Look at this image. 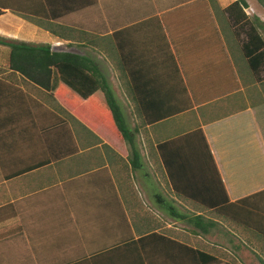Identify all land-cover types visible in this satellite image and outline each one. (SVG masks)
<instances>
[{"label":"crops","instance_id":"crops-1","mask_svg":"<svg viewBox=\"0 0 264 264\" xmlns=\"http://www.w3.org/2000/svg\"><path fill=\"white\" fill-rule=\"evenodd\" d=\"M65 2L58 0L57 4ZM219 2L216 0L224 19L220 12L231 2ZM93 3L95 12L91 22H97L103 32L104 28L142 19L140 6L146 0H96ZM256 3L262 8L257 0ZM158 15L173 52L182 58L186 69L183 76L194 107L152 126H141L139 119L129 123L131 127L140 126L136 144L145 167L148 163L153 173L143 175L132 171L124 147L85 129V138L75 136L79 152L74 157L5 180L1 167H9L7 172H11L12 167L27 164L29 154H19L24 149L14 148L12 143L9 147L0 145V208L11 205L0 211L5 212L6 219L0 218V264H98L100 249L128 240L131 233L134 239L163 233L230 264H264V238L254 232L236 225L239 230L235 234L224 230L215 235H197L190 226L185 227L171 218L164 219L163 210L156 202L157 195H168L172 202H180L167 188L156 145L198 126L205 134L231 201L264 189V81L254 80L239 55L236 57L230 51L217 14L212 13L211 0H192ZM16 16L22 23L31 21L44 27L45 32L37 30L41 34L38 37L48 34L54 42L63 41L65 46L74 44L109 53L110 32L81 34L77 27L44 24L39 19L21 17L9 10H3L0 20ZM74 19L80 20L81 16L76 15ZM22 23L16 24L15 31L0 23V36L18 40L16 35ZM213 28L223 39L224 50L212 41V36L217 34ZM34 31L31 34H36ZM73 34L79 36L80 42L71 40ZM0 51L5 54L6 46L0 45ZM4 66L0 58V69ZM179 66L183 68L180 63ZM261 75L264 79V72ZM13 80L35 96L34 85L18 77ZM50 107L61 113L56 104ZM63 115L67 114L63 112ZM30 123L29 116L14 126L8 123L3 126L0 122V134L7 132L13 142L25 143L28 147L32 141ZM221 228L225 229L223 223ZM214 236H218L217 239L211 238ZM169 246L157 251L156 259L169 264L180 260L181 264H189Z\"/></svg>","mask_w":264,"mask_h":264},{"label":"trees","instance_id":"trees-1","mask_svg":"<svg viewBox=\"0 0 264 264\" xmlns=\"http://www.w3.org/2000/svg\"><path fill=\"white\" fill-rule=\"evenodd\" d=\"M94 1L66 0L64 4H57L58 0H0V15L3 10H9L21 17L39 19L44 24L77 27L81 34L110 32L108 50L135 104L141 126H152L192 110L194 104L183 76L186 69L182 58L173 52L158 15L192 0H146L140 6L142 19L104 28L103 32L97 22H91ZM257 1L264 9V0ZM247 8V0H234L221 10L224 19L219 11L216 16L230 51L239 55L254 80L264 81L261 75L264 72V25L257 16L248 14ZM100 13L102 15L103 11ZM76 15L81 19L76 21ZM213 29L217 34L212 36V41L224 50L223 39L216 28ZM103 43L107 44L105 39ZM0 45L6 46L3 56L6 67L0 69V122L3 126L6 123L14 126L28 116L32 121L29 124L32 141L28 147L25 143L13 142L7 132L0 134L2 147L12 143L14 148L24 149L19 154H29L27 164L12 167L11 172H7L9 167H1L5 180L78 154L74 131L63 112L79 120L92 133L97 132L124 147L132 171L145 168L136 144L140 126L131 127L93 56L54 51L49 43L2 36ZM15 75L48 93L62 114L24 90L13 80ZM155 152L167 188L192 207L181 202L176 205L167 196H155L168 218L187 224L197 235L219 233L220 219H223L264 238V189L231 201L200 126L164 139L156 145ZM10 207L7 205L0 211ZM4 216L5 212L0 213V218L6 221ZM6 216L9 218V214ZM119 242L100 249L98 264H169L156 259V252L168 249L169 245L189 264H230L163 233L138 239L131 233L128 240ZM174 264H181V260Z\"/></svg>","mask_w":264,"mask_h":264},{"label":"rangeland","instance_id":"rangeland-1","mask_svg":"<svg viewBox=\"0 0 264 264\" xmlns=\"http://www.w3.org/2000/svg\"><path fill=\"white\" fill-rule=\"evenodd\" d=\"M231 1H233V0H220V2L222 4H227V3H230ZM220 2H219V4H221ZM247 2H248L247 13L250 14L251 16L257 15L260 17V19L262 21H264V10L260 6H258V4L256 3V0H247ZM211 7H212V13H217L218 9L220 10V8H218V6H217L216 0H211ZM20 19H19V17L13 18V19L8 17V18L1 19L0 23L6 24V25H4V27L7 28L8 30H11V31L14 30L15 31L16 30L15 26H17L16 24L22 23L21 22L22 20H20ZM43 28L44 27L38 25L37 23L31 22V21L30 22L29 21L24 22L19 27L18 35H16V38L18 40L31 41L34 43H51L54 51L80 53V55L86 54V55L93 56L98 61V63L100 64L101 68L103 69L102 71L106 75L108 82L112 88V91H113L116 99L118 100L119 104L124 108L123 111H125L128 122L131 124L134 122V120L139 119L138 114H137L136 109H135V104L133 103V101L131 100V97L129 96V94L126 91V85H125L124 79L120 77V73H119V70L117 67V63H116L113 55H110V53H106V51L104 52L103 50H102V53H98L96 51H92L89 47L83 48V47H80V46L74 45V44H66V46H65L63 44L64 43L63 41H57L56 40V42H54L53 37L48 35V34L43 35L42 37H38L41 34L37 33V30L45 32L46 29L45 28L43 29ZM34 29H36V30L34 31ZM32 31H34V33H36V34H34V35L31 34ZM78 37H79L78 35L73 34L71 40L73 42H75V41L80 42ZM0 55H1V57H0L1 61L4 63V60H3L4 53L2 54V52L0 51ZM4 65H5V63H4ZM4 67H6V66H4ZM17 77L21 79L20 76H17V75L12 76V78H17ZM248 82H250V80ZM33 89H34V91H32V92L35 95V97H37L38 99L40 98L44 103L46 102L50 106L54 107V105L56 103L54 101H52V99L49 97V94H47L45 91L40 90L39 88H36V87H33ZM248 90H249V88H248ZM191 115L195 116V114H191ZM66 118L68 119V121H69V123H70V125L74 131L75 136L78 137L79 139L85 138V136L87 135L85 129L86 130H88V129L85 128V126L79 120H77L76 118H74L70 114H69V116L66 115ZM165 123H167V122H165ZM102 134H103V132H102ZM103 135H105V134H103ZM88 140H90V138ZM152 171L153 170L150 169V165L147 163L146 167L139 172L144 175L147 173L152 174L153 173ZM150 186L151 187L153 186L152 189L156 188L155 185H153V184ZM155 191L158 192L157 189ZM165 196H167L169 199H171L170 196H168V195H165ZM179 201L181 203L189 206V208H192L190 205L184 203L182 200H179ZM180 202H173V203L178 205ZM163 215H164V219L165 218L170 219L166 216V214L164 212H163ZM220 221L223 223V225L225 227V229L221 228V231L226 230V231L230 232L231 234L238 233L237 231L239 230V228L234 227V226H236L235 224H233L229 221L223 220V219H220ZM180 224H182L185 227L188 226L187 224H184V223H180ZM217 237L218 236H214L211 238L217 239Z\"/></svg>","mask_w":264,"mask_h":264}]
</instances>
